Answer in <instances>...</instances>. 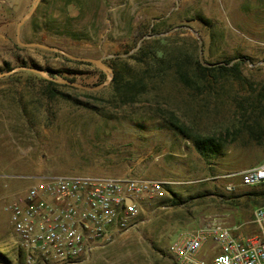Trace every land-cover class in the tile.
<instances>
[{
    "label": "rangeland",
    "instance_id": "1",
    "mask_svg": "<svg viewBox=\"0 0 264 264\" xmlns=\"http://www.w3.org/2000/svg\"><path fill=\"white\" fill-rule=\"evenodd\" d=\"M36 1L0 0V72L22 67L0 77V253L6 263L21 264L1 248L10 228L5 205L42 176L131 172L180 182L169 188L170 196L148 206L150 214L138 228L116 235L91 259L71 264H171L169 244L202 214H220L253 231L252 211L264 197L254 201L248 193L264 184L231 192L225 187L238 181L228 174L264 161V146L249 142L238 106L248 94L262 92L264 98V0H38L20 26L21 41L116 63L128 73L147 71V92L133 106L115 108L105 100L110 82L95 91L59 87L99 111L50 97L39 76L42 70L97 86L106 80L104 71L17 43V24ZM142 44L147 51L132 57ZM154 47L166 56L159 65ZM182 55L190 56L182 64L189 85L174 71ZM195 59L203 72L195 69ZM237 60L243 61L239 79L212 75ZM261 111L264 127V107ZM169 113L191 133L225 138V147L202 155L167 123Z\"/></svg>",
    "mask_w": 264,
    "mask_h": 264
},
{
    "label": "built area",
    "instance_id": "2",
    "mask_svg": "<svg viewBox=\"0 0 264 264\" xmlns=\"http://www.w3.org/2000/svg\"><path fill=\"white\" fill-rule=\"evenodd\" d=\"M227 176L238 179L226 185L230 192L264 184V161ZM174 184L180 182L131 172L36 178L5 205L10 228L1 248L21 264L91 259L116 235L138 228L148 206L170 196ZM250 223L254 230L246 232L223 215H200L195 227L169 244L171 264H264V203L253 209Z\"/></svg>",
    "mask_w": 264,
    "mask_h": 264
},
{
    "label": "trees",
    "instance_id": "3",
    "mask_svg": "<svg viewBox=\"0 0 264 264\" xmlns=\"http://www.w3.org/2000/svg\"><path fill=\"white\" fill-rule=\"evenodd\" d=\"M159 40V39H158ZM18 46V45H17ZM145 45H141L136 53L131 55L132 57H137L138 55L143 54L147 50H145ZM152 53V58L154 59V62L159 65L160 61H163L166 59V56L164 55V52L158 48H153L150 50ZM168 60L172 61L175 57L173 55H168ZM69 60V59H67ZM176 68L174 69L175 73L177 74L178 78L184 85H189V82L191 81V76L188 75V70L186 68L182 67V64L186 61H190V56L188 55H182V56H176ZM195 69L198 70V72H203L205 67L201 65L200 61L198 59H195ZM243 64L242 60L235 61L231 66H220L215 69H213L212 75L214 77L224 76L229 77L233 79H239L242 76L241 73V65ZM116 63H110L109 66L112 69V79L110 80V83L108 87H110V93L105 97V100L109 103H112L115 108H121L124 106H133L136 103H139L142 101L143 94L147 92V85L148 81H146L147 78V71L140 72L139 70H136L133 73H128V71L122 68H116ZM46 71H48L50 74H53V70L50 68H46ZM164 70H162V73ZM100 75L104 77V73L101 71ZM66 78V77H61ZM39 79L43 80L45 83V89L46 92L50 97L55 96H61L62 98L72 101L75 104L79 105H85L89 108H92L94 110H101L100 107L93 105L89 102L80 101L76 96H72L68 92L61 91L59 87H69L67 84H62L60 82L44 78L42 76H39ZM69 79V78H66ZM74 81L73 79H69ZM83 94L90 96V93H87L83 91ZM241 101L238 102L239 110L241 115L243 116V122L246 126V129L248 131V137L249 142L253 144H257L260 146H264V127H260L259 117L260 113H262V107H264V98L262 96V92H256L255 94H248L246 96H243ZM242 102H246L247 104H242ZM166 121L167 123L180 135H182L184 138L190 140L193 142L196 149L204 156L207 155H217L219 154L222 149L225 147V138H222L217 135H201L198 133H191L186 128L187 126L182 122L179 117H177L174 113H169L167 115ZM250 121V122H249ZM249 122V123H248ZM255 126H259V128H256ZM245 130V129H244ZM246 132V130H245ZM235 138V137H234ZM248 142V143H249ZM250 196L249 198H252L254 201L257 198L264 197V189L260 191H251L248 193ZM176 201L173 200V203ZM0 258L6 261L5 256L0 253Z\"/></svg>",
    "mask_w": 264,
    "mask_h": 264
},
{
    "label": "water",
    "instance_id": "4",
    "mask_svg": "<svg viewBox=\"0 0 264 264\" xmlns=\"http://www.w3.org/2000/svg\"><path fill=\"white\" fill-rule=\"evenodd\" d=\"M38 0L36 1V3L31 7V9L25 14L23 15V17L21 18V20L18 22L17 24V36H16V41L17 43H19L20 45L23 46H33V47H40V48H44V49H48V50H52V51H57L58 53L64 55L65 57L75 60V61H81V62H89L92 64H95L97 67H99L102 71L105 72L106 74V80L103 81L101 84L97 85V86H88V85H84L82 83L76 82V81H72L66 78H56L54 76H50L47 74V72L45 71H40L41 74L46 77L47 79H51L57 82H60L62 84H67L73 87H77L79 89H83V90H88V91H95V90H99L100 88L104 87L105 85H107L110 80L112 79V69L106 65V63L101 60V59H97V58H92V57H83V56H78V55H73L70 54L58 47L55 46H48V45H44L42 43H38V42H23L20 40L18 32L20 30V26L22 25V23L25 21L26 18H28L34 11L36 5H37ZM22 67H16L13 68L9 71H5V72H0V77L3 76H7L10 75L12 73H14L15 71L21 69ZM0 264H7L6 261H4L3 259L0 258Z\"/></svg>",
    "mask_w": 264,
    "mask_h": 264
},
{
    "label": "crops",
    "instance_id": "5",
    "mask_svg": "<svg viewBox=\"0 0 264 264\" xmlns=\"http://www.w3.org/2000/svg\"><path fill=\"white\" fill-rule=\"evenodd\" d=\"M151 177H153V176H151ZM263 204V203H262ZM258 205H260V204H258Z\"/></svg>",
    "mask_w": 264,
    "mask_h": 264
}]
</instances>
